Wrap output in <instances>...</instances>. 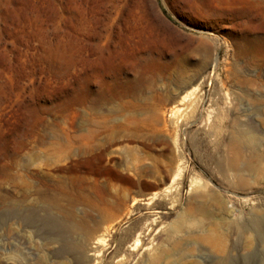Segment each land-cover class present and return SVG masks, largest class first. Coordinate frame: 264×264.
Returning <instances> with one entry per match:
<instances>
[{"label": "rangeland", "instance_id": "1", "mask_svg": "<svg viewBox=\"0 0 264 264\" xmlns=\"http://www.w3.org/2000/svg\"><path fill=\"white\" fill-rule=\"evenodd\" d=\"M0 264H264V0H0Z\"/></svg>", "mask_w": 264, "mask_h": 264}, {"label": "bare ground", "instance_id": "2", "mask_svg": "<svg viewBox=\"0 0 264 264\" xmlns=\"http://www.w3.org/2000/svg\"><path fill=\"white\" fill-rule=\"evenodd\" d=\"M176 111H178V108H176V107H173L171 110L172 113H175ZM256 224H258V222H256Z\"/></svg>", "mask_w": 264, "mask_h": 264}]
</instances>
